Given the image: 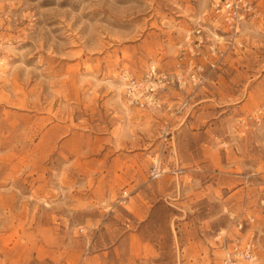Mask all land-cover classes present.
I'll use <instances>...</instances> for the list:
<instances>
[{"label":"rangeland","instance_id":"obj_1","mask_svg":"<svg viewBox=\"0 0 264 264\" xmlns=\"http://www.w3.org/2000/svg\"><path fill=\"white\" fill-rule=\"evenodd\" d=\"M208 11L0 0V264H223L249 240L239 264H264V19L169 111L128 107L119 82L170 71Z\"/></svg>","mask_w":264,"mask_h":264},{"label":"built area","instance_id":"obj_2","mask_svg":"<svg viewBox=\"0 0 264 264\" xmlns=\"http://www.w3.org/2000/svg\"><path fill=\"white\" fill-rule=\"evenodd\" d=\"M208 4L209 23L195 26L187 39L188 44L179 49L170 71L150 65L141 76L128 70L120 72L119 82L128 107L141 111H169L166 96L170 91L190 95L203 88L209 73L218 69L227 53L243 48V26L264 19V0H208ZM188 102L187 96L175 112L183 111ZM161 174L160 167L154 164L150 178L156 180ZM256 249L253 240L226 249L223 264L253 262Z\"/></svg>","mask_w":264,"mask_h":264}]
</instances>
